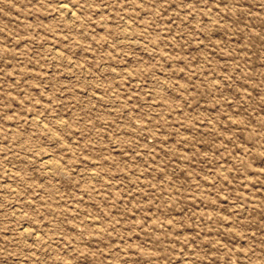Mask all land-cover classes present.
<instances>
[{"label":"rangeland","instance_id":"obj_1","mask_svg":"<svg viewBox=\"0 0 264 264\" xmlns=\"http://www.w3.org/2000/svg\"><path fill=\"white\" fill-rule=\"evenodd\" d=\"M0 264H264V0H0Z\"/></svg>","mask_w":264,"mask_h":264},{"label":"bare ground","instance_id":"obj_2","mask_svg":"<svg viewBox=\"0 0 264 264\" xmlns=\"http://www.w3.org/2000/svg\"><path fill=\"white\" fill-rule=\"evenodd\" d=\"M58 4V3H57ZM69 5H67V3H62V2H59V4H58V10H59V12L61 13V14H63L64 16H66L70 21H73L74 19H75V16H74V14H73V12H74V10H71L70 8H71V6L70 7H68ZM73 11V12H72ZM127 30H128V28L125 30V31H123V34H124V37H128V33H127ZM131 33V32H130ZM55 54H57V53H55ZM59 56V55H58ZM46 126V125H45ZM49 157V158H48ZM48 157H44L43 159H42V165L46 168V169H51L52 170V168L55 166V164H54V161H55V159L54 160H52L51 158V156H48ZM51 157V158H50ZM48 172H50V171H48ZM50 174V173H49ZM23 234H25V235H29L30 233H29V230H24L23 232H22ZM34 234V233H33Z\"/></svg>","mask_w":264,"mask_h":264}]
</instances>
